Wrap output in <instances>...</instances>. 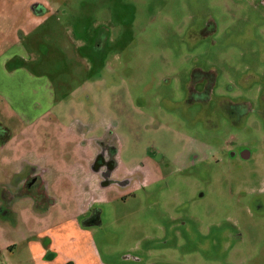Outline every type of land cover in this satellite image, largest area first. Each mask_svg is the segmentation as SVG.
<instances>
[{"label":"rangeland","instance_id":"374dc122","mask_svg":"<svg viewBox=\"0 0 264 264\" xmlns=\"http://www.w3.org/2000/svg\"><path fill=\"white\" fill-rule=\"evenodd\" d=\"M5 54L0 264H264V0H0Z\"/></svg>","mask_w":264,"mask_h":264},{"label":"crops","instance_id":"0c3cea01","mask_svg":"<svg viewBox=\"0 0 264 264\" xmlns=\"http://www.w3.org/2000/svg\"><path fill=\"white\" fill-rule=\"evenodd\" d=\"M7 54L0 58V98L3 100H7V102L11 106H13L14 109L12 108V110L16 115V120L18 121V124L22 126L24 130H27L28 128L33 127L37 116L30 117L29 112L23 108L26 106H23L19 101L21 97L14 96L9 92L12 88L11 80L16 78L18 75L12 74L8 69V65L13 62V59L16 57V55L7 56ZM10 141L11 139L1 141L3 143L0 148L2 149L6 147L10 143ZM7 156L8 155H6V152H0V176L7 174V172L10 170V166L14 168L15 165H22L25 168H34L35 166H38L41 163L40 160L34 156L33 152H30V154H25V156L22 154H20L18 157L13 156V158H15L13 159L15 162L11 163L10 161V163L6 165V161L9 160ZM45 254L46 252L41 253L40 257L44 256Z\"/></svg>","mask_w":264,"mask_h":264},{"label":"flooded vegetation","instance_id":"af4514ba","mask_svg":"<svg viewBox=\"0 0 264 264\" xmlns=\"http://www.w3.org/2000/svg\"><path fill=\"white\" fill-rule=\"evenodd\" d=\"M243 157H244V158H247V157H250V155H249L248 152L244 151V152H243Z\"/></svg>","mask_w":264,"mask_h":264}]
</instances>
